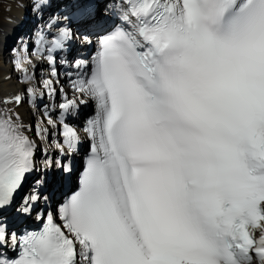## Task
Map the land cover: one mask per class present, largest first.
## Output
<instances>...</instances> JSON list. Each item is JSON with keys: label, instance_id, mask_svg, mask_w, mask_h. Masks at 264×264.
<instances>
[{"label": "snow or ice", "instance_id": "6c2138e0", "mask_svg": "<svg viewBox=\"0 0 264 264\" xmlns=\"http://www.w3.org/2000/svg\"><path fill=\"white\" fill-rule=\"evenodd\" d=\"M95 7L77 6L86 32L103 30ZM120 13L97 40L91 75L73 83L80 98L48 119L62 125L61 154L64 145L74 151L81 136L66 118L96 101L79 190L38 213V230L18 235L0 224V246L19 248L16 258L0 252V264H264V0H124ZM72 36L61 29L49 49L53 77L51 52ZM43 84L55 94L53 80ZM26 127L0 108V208L37 167ZM44 183L36 180L19 212L50 199L38 191Z\"/></svg>", "mask_w": 264, "mask_h": 264}, {"label": "bare ground", "instance_id": "6f19581e", "mask_svg": "<svg viewBox=\"0 0 264 264\" xmlns=\"http://www.w3.org/2000/svg\"><path fill=\"white\" fill-rule=\"evenodd\" d=\"M74 1L49 0L48 7L43 6L37 9L35 7L37 0H0V108H9L17 113L22 123L27 126L26 133L36 142L37 147L41 148L40 145H42L43 151L37 148L34 153L37 167L28 176V192L30 193L35 186L36 180L46 182L40 186L38 191H42L43 195L49 196L50 199L47 202L41 199L34 205L37 214L43 212L45 216L48 211L55 212L58 209L59 197L69 182L73 180L80 156L87 150H91L92 144V140L87 135V139L80 140L74 151L69 152L67 145H64L65 153L61 154L57 144H64L62 125L56 124L58 126L57 133L56 125L54 127L48 124L49 118L57 119L56 121L60 118L55 103L60 105L66 102V99H71L68 92L61 91L58 87L59 83L69 86L71 93L80 98L73 87V83L78 82L79 79L72 77V81H63L53 77L51 75L53 66L48 60L50 43L53 45V41L61 29L68 27L72 29L76 26L86 29L76 14L77 6L81 0H76L75 3ZM114 2L116 1L93 0L96 5L93 17L95 24L104 28L109 26L113 19L119 17V12L115 8V4L113 5ZM61 4L68 7L57 10L47 9L58 8L62 6ZM57 23L59 25H56ZM89 30L95 31L96 29ZM76 47L77 41L73 37L65 42V48L56 49V51L65 56L66 62H68L74 52H77ZM86 47L89 49V47H93V44L89 43ZM73 59H82V56H74ZM42 60L48 62L46 64L49 68L44 67ZM18 63L21 65L19 68L17 67ZM92 67L91 59L87 67L84 68V73H87V76L91 75ZM48 79L53 80L52 86L56 90L54 95H51L43 84V81ZM29 88H32L33 92H29ZM16 94L23 95L21 104L9 103L5 105L3 103L5 99H10ZM89 101L94 104L93 112V108L89 111L79 109L78 114L75 117L68 116L66 122L74 126L80 125V122L84 120L83 123L87 124V121L96 115V101L91 99ZM59 110H61L60 107ZM46 111L48 115H45ZM38 128L47 129V131L38 135ZM78 133L82 135L83 131H78ZM43 147L45 150L51 147L52 150L45 151ZM49 159L53 163L50 167H45L43 162ZM57 159L61 161L62 165H69L71 172H65L62 167H57L55 164ZM56 222H60L58 216Z\"/></svg>", "mask_w": 264, "mask_h": 264}, {"label": "rangeland", "instance_id": "374dc122", "mask_svg": "<svg viewBox=\"0 0 264 264\" xmlns=\"http://www.w3.org/2000/svg\"><path fill=\"white\" fill-rule=\"evenodd\" d=\"M75 2H76V0L74 1V3H75ZM61 5H62V4H61ZM53 6H54V5H53ZM44 7L46 8V7H48V6L45 5ZM67 7H68V6H66V5H65V6L62 5V6L58 7V8H52V9H51V8H47V9H50V10H57V9H64V8H67ZM56 25H59V23H57ZM41 62L44 63V65H45L44 67H47V64H46V63H48L47 61L44 62V61L42 60ZM71 62H72V58H70V60L68 61V64L71 63ZM47 68H49V66H48ZM70 89H71V88H70ZM68 94H70V97H72V98L75 97V94H72L71 92L68 93ZM72 98H71V99H72ZM93 106H94L93 102L91 103V102L88 100V102H87L86 104L80 105L79 109H80V110L83 109V110H85V111H86V110L89 111V110H91V109L93 108V110H92V112H93V111H94V107H93ZM55 108H56V109L58 108L57 112H58V114H60L61 110H59V103H57V102L55 103ZM79 109H78V111H79ZM79 114H80V113H79ZM55 118H57V117H55ZM56 120H57V119H56ZM58 121H59V120H58ZM56 130H57V133H58V126H57V125H56ZM40 146H41V148H40V147H37V148H40V150H42V145H40ZM43 149H44V147H43ZM40 150H38V151H40ZM44 150H45V149H44ZM47 150H48V151H51L52 149H51V147H48ZM42 151H43V150H42Z\"/></svg>", "mask_w": 264, "mask_h": 264}]
</instances>
